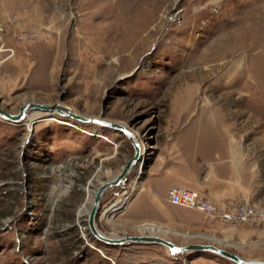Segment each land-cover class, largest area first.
<instances>
[{
  "label": "rangeland",
  "instance_id": "rangeland-1",
  "mask_svg": "<svg viewBox=\"0 0 264 264\" xmlns=\"http://www.w3.org/2000/svg\"><path fill=\"white\" fill-rule=\"evenodd\" d=\"M0 28L4 110L62 103L138 135L144 162L103 198L100 230L155 234L141 229L147 223L178 245L212 243L264 260V238L224 236L247 223L208 222L193 209L214 226L162 229L141 218L144 198L128 207L146 190L151 164L182 147L216 141L227 152L235 143L264 165V0H0ZM38 114L0 117V264H236L211 252L171 256L159 244L98 241L86 200L124 168L133 144L118 130L56 114L31 126Z\"/></svg>",
  "mask_w": 264,
  "mask_h": 264
},
{
  "label": "crops",
  "instance_id": "crops-1",
  "mask_svg": "<svg viewBox=\"0 0 264 264\" xmlns=\"http://www.w3.org/2000/svg\"><path fill=\"white\" fill-rule=\"evenodd\" d=\"M225 146L227 152H223L216 141L209 144L207 149H185L183 152L182 147L181 152L174 153V159L169 156L170 160H162L161 165L155 163L152 166V163L144 178L146 190L128 207L144 198L143 209H138L144 221H157L162 229L163 226H173L197 233L214 225L204 223L203 215L199 211L169 203L168 192L172 187L180 186L201 191L216 203L244 197L254 205L264 208V165L260 161L261 157H254V162H249V158L241 154L239 146L235 143ZM214 159L217 160L215 164L212 162ZM177 160L180 164H176ZM172 161L174 164H171ZM145 192L147 194L143 196ZM151 212H156L161 217L153 218ZM262 229L240 227L232 233L222 235L237 239H248L256 235L264 238V226ZM218 232L221 234L222 229Z\"/></svg>",
  "mask_w": 264,
  "mask_h": 264
},
{
  "label": "water",
  "instance_id": "water-1",
  "mask_svg": "<svg viewBox=\"0 0 264 264\" xmlns=\"http://www.w3.org/2000/svg\"><path fill=\"white\" fill-rule=\"evenodd\" d=\"M29 108H39L42 110H50L51 114H56L60 118H69L73 119L74 121H80V123H93L94 125L106 128H112L114 130H118L122 132L125 136H128L130 142L133 144L134 147V155L133 157L127 161L124 168L112 179H109L100 184L97 187L96 197L94 200V204L91 209L86 212L88 216L87 222L90 229L92 236L97 238L98 241L102 242L105 245H131L132 243L138 244H159L164 246L168 249L171 256H178L185 253H197L201 254L204 252H211L218 256L224 257L236 264H264V260L260 259H252L248 260L240 255L220 246L215 245L212 243H194V244H187L183 246L175 245V243L169 239H166L159 234H142V235H124L112 238V236L105 235L102 230L97 225V215L100 208V202L102 196L110 189H114L115 186L120 185L127 176L132 173L133 168L139 164L138 160L140 158V142L136 138L134 131L130 129L128 126L124 124H119L111 120L93 118V117H85L83 115H79L70 111L69 108L64 107L60 104H42V103H27L23 105L20 111L17 114H12L6 112L4 109L0 107V116L2 115L3 118L6 120H10L12 122L19 123L27 117V112ZM63 111H66L65 113ZM67 113V114H66ZM44 115H42L43 118ZM67 116V117H66ZM41 118V119H42ZM144 159L142 160V163ZM178 250V251H175Z\"/></svg>",
  "mask_w": 264,
  "mask_h": 264
},
{
  "label": "built area",
  "instance_id": "built-area-1",
  "mask_svg": "<svg viewBox=\"0 0 264 264\" xmlns=\"http://www.w3.org/2000/svg\"><path fill=\"white\" fill-rule=\"evenodd\" d=\"M168 199L174 205L202 211L208 222L218 221L231 225L247 223L255 228L264 226V208L255 207L243 197L216 203L198 190L172 187Z\"/></svg>",
  "mask_w": 264,
  "mask_h": 264
},
{
  "label": "bare ground",
  "instance_id": "bare-ground-1",
  "mask_svg": "<svg viewBox=\"0 0 264 264\" xmlns=\"http://www.w3.org/2000/svg\"><path fill=\"white\" fill-rule=\"evenodd\" d=\"M1 29V28H0ZM1 31V30H0ZM28 103H31V102H28ZM37 104V103H39V102H33V104ZM27 104V103H26ZM42 104H47V103H42ZM50 104V103H49ZM52 104V103H51ZM55 104H60V105H62V106H64V107H67V108H69L70 109V111L71 112H73V113H76V114H79V115H82V114H80V113H78V112H76V111H74L72 108H70L69 106H66V105H64V104H62V103H55ZM25 105V104H24ZM1 107V106H0ZM2 108V107H1ZM3 109V108H2ZM6 111V110H5ZM34 111H40L41 112V114L39 115H37L36 117H38V116H40V117H38V118H36V119H34L33 118V120H32V122H33V124L31 125V126H34L39 120H40V118L42 117V115H44V114H46V116H48V115H51L50 117H52L53 118V116L52 115H54V114H51L50 112V110H42V109H39V108H29V110H28V112H27V117H26V119L28 118V116H30ZM6 112H8V111H6ZM64 113L66 112V111H63ZM8 113H10V112H8ZM17 114V113H16ZM67 114V113H66ZM84 116V115H83ZM2 119H4V120H6L5 118H3L2 117V115L0 116ZM50 117H48V118H50ZM67 117V116H66ZM85 117H90V116H85ZM60 118V117H59ZM93 118H98V117H93ZM62 119H69V118H62ZM69 120H71V119H69ZM73 120V119H72ZM74 121V120H73ZM78 122H80V121H78ZM16 123V122H15ZM87 124H91V123H87ZM93 124V123H92ZM97 126V125H96ZM125 126H127V125H125ZM100 127V126H99ZM134 134H135V136H136V138L138 139V141L140 142V140H139V138H138V135H137V133L136 132H134ZM128 139H130L128 136H126ZM140 147H141V145H140ZM143 158H144V156H143ZM138 163L141 165V163H142V160H141V149H140V158H139V160H138ZM131 174V173H130ZM114 177V176H113ZM113 177H111L110 179H112ZM128 177V176H127ZM127 177H126V179H127ZM125 179V180H126ZM103 182H105V181H103ZM103 182H100L99 183V185L98 186H100V184L101 183H103ZM119 186V185H118ZM115 187H117V186H115ZM114 187V188H115ZM87 189H89L90 187L89 186H87L86 187ZM97 190V188L95 189V190H93V196H92V201H88V199L86 200V202L90 205L89 206V209H91L92 208V206H93V204H94V200H95V197H96V191ZM110 190H112V189H110ZM110 190H108V191H110ZM108 191L102 196V198H101V202H100V208H99V211H98V214H99V212H100V210H101V206H102V200H103V198L106 196V194L108 193ZM132 197V196H131ZM171 200H169V202H170ZM171 203V202H170ZM172 204V203H171ZM88 209V210H89ZM87 210V211H88ZM86 211V212H87ZM202 212V211H201ZM203 213V212H202ZM203 215H204V213H203ZM87 216V215H86ZM97 217H98V215H97ZM88 219V216H87V218H86V220ZM96 221H97V218H96ZM87 225H88V222H87ZM88 229H89V226H88ZM141 229H149L151 232H154L155 234H159L158 232L159 231H154V229L153 228H150V227H147V223L146 224H143L142 226H141ZM90 230V229H89ZM104 234L105 235H108V236H112V238H114V237H118V236H124V235H109V234H106L105 232H104ZM142 234H147V233H141V234H133V235H142ZM150 235V234H149ZM94 237V236H93ZM97 239V238H96ZM132 244H138V243H132ZM191 244H194V243H191ZM205 244V243H204ZM125 245H128V244H125ZM175 245H178V244H176L175 243ZM110 246H124V245H110ZM179 246H183V245H179ZM95 249H97L98 250V247L97 246H93ZM168 250V249H167ZM100 251L102 252V254L105 256V254H104V252L100 249ZM169 252V251H168ZM170 253V252H169ZM108 257V256H107ZM252 260V259H251Z\"/></svg>",
  "mask_w": 264,
  "mask_h": 264
},
{
  "label": "snow or ice",
  "instance_id": "snow-or-ice-1",
  "mask_svg": "<svg viewBox=\"0 0 264 264\" xmlns=\"http://www.w3.org/2000/svg\"><path fill=\"white\" fill-rule=\"evenodd\" d=\"M175 251H178V250H175Z\"/></svg>",
  "mask_w": 264,
  "mask_h": 264
}]
</instances>
